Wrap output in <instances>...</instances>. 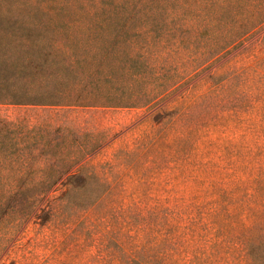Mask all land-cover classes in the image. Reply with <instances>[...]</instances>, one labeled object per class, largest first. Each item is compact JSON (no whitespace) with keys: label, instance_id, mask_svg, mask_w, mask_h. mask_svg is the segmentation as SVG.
I'll list each match as a JSON object with an SVG mask.
<instances>
[{"label":"rangeland","instance_id":"374dc122","mask_svg":"<svg viewBox=\"0 0 264 264\" xmlns=\"http://www.w3.org/2000/svg\"><path fill=\"white\" fill-rule=\"evenodd\" d=\"M124 3L0 0V69L10 70L18 64L12 57H1L3 52L32 54L37 56L35 75H46L47 84L54 89L72 86L74 95L99 93L109 87L121 90L117 85L102 84L101 72L86 73L84 66L94 62L115 71L126 61L122 52L127 51L128 40L134 38L141 44L143 37H133L135 31L130 30L144 23L120 12ZM145 26L157 40L160 26L152 21ZM211 57L193 63L189 79L147 105H0V112L25 118L32 126L25 144L29 157L23 165L14 164L15 172L5 177L55 181L44 198L54 194L59 205L58 219L43 228L30 224L5 264H22V257L29 256L31 250L37 264L43 259L48 260L43 264H74L76 259L94 256L96 247L83 252L79 216L96 199L107 211L113 200L130 203L137 225L141 228L146 220L153 229L160 204L167 205L173 197L218 193L222 184L230 182V132L243 133L244 141L250 142L261 123L260 110L251 115L246 111L242 118L247 120L233 126L236 120L230 118V108L238 105L230 103V67L244 65L249 69L250 85L264 84V28L231 52L206 61ZM169 65L174 68L175 63ZM254 89L258 92L260 87ZM79 179L86 181L85 190L75 185ZM88 210L87 216L95 220L92 207ZM124 225L106 222L104 229L117 230Z\"/></svg>","mask_w":264,"mask_h":264},{"label":"trees","instance_id":"16d2710c","mask_svg":"<svg viewBox=\"0 0 264 264\" xmlns=\"http://www.w3.org/2000/svg\"><path fill=\"white\" fill-rule=\"evenodd\" d=\"M124 2L120 12L144 23L130 30L135 31L133 37H143L141 44L134 38L128 40L127 51L122 52L126 61L115 71L94 62L84 66L86 73L101 72L102 84L117 85L121 90L109 87L99 93L82 91L74 95L72 86L69 90L54 89L50 82L47 84L46 75H35L33 62L37 56L3 52L1 57H12L18 64L10 70L0 69V105L151 104L179 86L181 80L189 79L193 63L231 52L264 28V0ZM151 21L161 29L157 40L145 29ZM106 56L104 53L103 58ZM249 56L260 60L255 54ZM127 61L137 65H128ZM171 62L174 68H170ZM248 70L244 65L230 67V103L238 105L230 108V118L236 120L235 127L247 120L242 113L249 111L251 115L260 110L261 123L254 121L259 130H254L250 142L244 141L245 134L230 132V182L222 184L218 193L173 197L167 205L160 204L153 229L146 220L141 228L138 226L128 202L113 200L108 211L101 200L90 202L88 209L92 207L96 218L88 217L86 208L79 216L83 223L79 229L83 252L93 246L97 253L89 259H76L74 264H264V84L250 85ZM254 86L260 90L255 92ZM246 105L248 110H241ZM31 130L25 118L0 112V264H5L30 224L43 228L59 217L58 198L54 194L44 198L55 181L5 177L15 172L14 164L23 165L29 157L25 144ZM75 185L87 188L83 179ZM119 221L125 224L123 228L104 229L106 222ZM34 246L37 249L39 244ZM31 251L30 257H22V264H37V256Z\"/></svg>","mask_w":264,"mask_h":264}]
</instances>
